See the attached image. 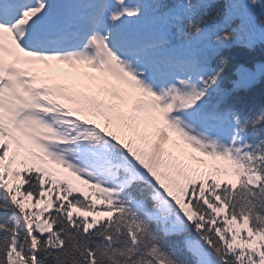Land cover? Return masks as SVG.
I'll use <instances>...</instances> for the list:
<instances>
[{
    "label": "snow or ice",
    "instance_id": "1",
    "mask_svg": "<svg viewBox=\"0 0 264 264\" xmlns=\"http://www.w3.org/2000/svg\"><path fill=\"white\" fill-rule=\"evenodd\" d=\"M257 48L264 0H0V264H264Z\"/></svg>",
    "mask_w": 264,
    "mask_h": 264
},
{
    "label": "trees",
    "instance_id": "2",
    "mask_svg": "<svg viewBox=\"0 0 264 264\" xmlns=\"http://www.w3.org/2000/svg\"><path fill=\"white\" fill-rule=\"evenodd\" d=\"M264 61V48H257L255 51L249 53L244 50L233 51L230 54V65H235L236 63H245L246 65H250L253 62H262ZM233 70H230L225 80V87L228 88L230 86V81L233 78L232 73ZM237 99L242 101V103L249 108H258L261 105H264V81H260L249 88L247 91H239L235 94Z\"/></svg>",
    "mask_w": 264,
    "mask_h": 264
}]
</instances>
